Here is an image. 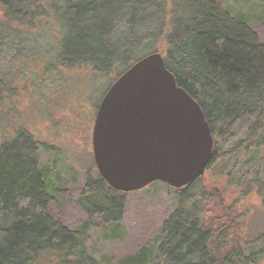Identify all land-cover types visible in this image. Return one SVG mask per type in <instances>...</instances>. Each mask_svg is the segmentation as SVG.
<instances>
[{
  "label": "trees",
  "instance_id": "1",
  "mask_svg": "<svg viewBox=\"0 0 264 264\" xmlns=\"http://www.w3.org/2000/svg\"><path fill=\"white\" fill-rule=\"evenodd\" d=\"M175 3L0 0V48L14 34L15 48L19 44L29 59L27 46L33 41L36 44L41 36L33 38L32 34L48 31L51 47L46 50L42 46L36 58L44 60V70L86 65L95 73L110 76L111 85L137 61H129L125 69L115 67L122 59L119 52L128 44L121 47L109 41L113 26L119 20H132L149 9L164 7L157 33L134 46L151 45V52L163 53L177 84L202 107L215 140L207 169L223 159L221 173L228 182L237 184L243 196L256 191L264 201V175H251L248 161L239 156L241 151L248 156L264 151V0H181L183 15L178 19L173 18ZM1 151L0 264H39L46 254L57 257L49 262L58 264H264V247L260 246H264V233L258 243H243L231 209L224 207V213L210 219L204 207L194 203L184 207L188 191L200 178L177 190V209L165 216H159L151 207L153 199L146 198L167 186L161 181L122 193L102 176L90 179L80 187L78 205L74 206L84 209L88 221L77 225L66 218L69 208L65 214L55 208H65L73 195L62 187L64 179H52L53 169L39 165L34 150L25 148V154L11 148ZM101 189L106 190L107 201L90 205V196ZM139 192L145 194L138 204L150 208L138 207L130 244L113 255L107 251L108 243L125 238L120 222L127 195ZM97 221L104 223L106 232L99 245L90 244L93 250L89 251L87 242L92 241L88 233Z\"/></svg>",
  "mask_w": 264,
  "mask_h": 264
},
{
  "label": "rangeland",
  "instance_id": "2",
  "mask_svg": "<svg viewBox=\"0 0 264 264\" xmlns=\"http://www.w3.org/2000/svg\"><path fill=\"white\" fill-rule=\"evenodd\" d=\"M179 2L181 0H166L168 6L175 3L174 19L183 15L184 4ZM163 9L164 7L152 8L132 20L129 18L116 22L109 41L121 47L128 44V47L119 50L118 55L122 59L115 64L116 68L125 69L129 61L138 60L151 53V45L137 48L134 44L137 45L140 40H147L157 33L163 23ZM61 23L66 30L67 22ZM47 34L48 31L32 34L33 38L41 36L36 44L33 41L27 46L29 59L23 56L22 52L25 50L20 49L19 44L15 48L16 58L7 59L6 55L14 54L8 42L0 48V154L2 148L16 149L24 154L25 148L34 150L35 156L39 158V165L52 168V179H64L66 184L62 187H66L69 194H73L69 200L71 207L67 204L63 209L59 206L55 208L62 210V213L66 207L69 208L67 214L64 213L66 218L80 225L81 222L88 221L84 209L81 206L79 210L74 207L78 205L80 187L86 185L90 179L96 180L101 176L93 156L92 132L96 106L112 78L95 73L86 65H75L73 68L52 66L49 72L44 70L47 68L43 65L44 60L41 57L40 60L36 58H39L37 56L42 46L46 50L51 47V38H48ZM256 154L250 153L248 156L246 152L241 151L239 156L241 161H248L251 175L263 177L264 151ZM224 162L221 159L214 163L205 171V175L193 184L188 191L190 197L184 207L189 208L192 203L197 204L200 209L204 207L210 219H213L216 213H224V207H228L238 220L243 243H258L264 233V201L256 191L243 196L242 189L237 184L228 182L227 177L221 173ZM105 192L106 190L101 189L91 195L90 205H99L98 202H102V199L107 201ZM144 194L139 192L127 195L129 201L120 222L125 238L108 243L107 251L113 255H119L130 244L131 235L135 233L132 232V227L138 207L141 206V210L142 206L150 208L149 204H138ZM178 196L177 189L167 184L161 187L157 195L146 198L153 199L151 207L159 212V216H165L170 210L177 209ZM106 201L103 204L106 205ZM103 224L99 221L96 225L91 224L93 227L88 234L92 243L87 242L89 251L93 250V242L98 244L101 236L105 234ZM56 258L52 254H46L39 264H58L49 262ZM262 263L263 261L259 264Z\"/></svg>",
  "mask_w": 264,
  "mask_h": 264
},
{
  "label": "water",
  "instance_id": "3",
  "mask_svg": "<svg viewBox=\"0 0 264 264\" xmlns=\"http://www.w3.org/2000/svg\"><path fill=\"white\" fill-rule=\"evenodd\" d=\"M100 101L93 156L111 188L134 192L161 181L178 190L205 175L215 145L210 123L163 53L132 63Z\"/></svg>",
  "mask_w": 264,
  "mask_h": 264
},
{
  "label": "flooded vegetation",
  "instance_id": "4",
  "mask_svg": "<svg viewBox=\"0 0 264 264\" xmlns=\"http://www.w3.org/2000/svg\"><path fill=\"white\" fill-rule=\"evenodd\" d=\"M12 27H13V25H11ZM14 28V27H13ZM8 42H9V44H10V46L12 47V50H13V52H14V54L11 56V55H6L7 56V59H9V58H16V56H14V55H16V49H15V38H14V34L11 36V38L10 39H8ZM25 54H23V56H24ZM49 58V57H48ZM47 58V59H48ZM31 59V58H30ZM35 83V82H34Z\"/></svg>",
  "mask_w": 264,
  "mask_h": 264
}]
</instances>
